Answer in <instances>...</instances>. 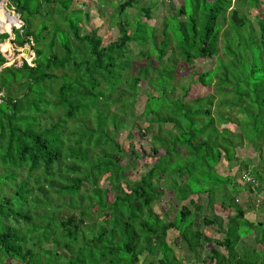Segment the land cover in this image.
<instances>
[{"label":"trees","instance_id":"16d2710c","mask_svg":"<svg viewBox=\"0 0 264 264\" xmlns=\"http://www.w3.org/2000/svg\"><path fill=\"white\" fill-rule=\"evenodd\" d=\"M2 1L0 43L12 28L10 43L35 62L5 66L0 47V264H137L150 243L157 264H181L166 242L170 230L200 261L202 233L183 202L212 199L229 180L217 172L222 157L238 161L244 141L264 164V0H181L160 31L148 23L155 5L97 0L116 17L117 36L106 43L82 0H14L18 16L2 11ZM127 9L139 14L128 21ZM208 60L211 68L197 69ZM183 63L189 82L174 97ZM141 100L143 133L155 134L151 149L127 161L133 146L115 135ZM143 162L145 175L124 187ZM164 190L174 197L172 218L153 210ZM219 204L234 212L201 262L264 264V224L245 220L233 199ZM253 228L256 245L240 246Z\"/></svg>","mask_w":264,"mask_h":264},{"label":"rangeland","instance_id":"374dc122","mask_svg":"<svg viewBox=\"0 0 264 264\" xmlns=\"http://www.w3.org/2000/svg\"><path fill=\"white\" fill-rule=\"evenodd\" d=\"M3 1L1 10L5 11L11 16L17 15L16 8H9L10 4H12L14 0ZM113 1L119 4L125 0ZM82 2L84 4L83 6L80 5L79 8L88 12L90 16V25H94L95 27L99 26V33L101 36H103L104 43L117 36V31L113 25L116 17L114 16V12L110 9V7H107L106 2L103 4L99 3L97 0H82ZM139 4L155 5L151 12L152 19L149 20L148 23L150 25H156L157 30L160 31L161 22L163 18L168 15V13L171 15H177L178 9L181 6V0H139ZM230 13L231 11L228 10L224 15V17H226L228 20ZM138 14L139 13L137 9H127L125 17L128 19V21H132L133 17ZM222 17L219 19V23L221 24L223 23ZM12 25L15 30H20V23L17 24L13 22ZM8 42L9 41L6 40L0 43L1 52L7 60V64L5 66L11 64L19 65L22 61H26L29 64H34V53L29 55L27 51L24 50L25 47L21 48ZM4 46L6 47L4 48ZM144 48L146 49L145 46L143 49ZM129 49L132 54L136 56L138 51L137 46L131 44L129 45ZM213 64V61L208 60L197 64L196 66L197 69L206 71L207 69L211 68ZM174 74L176 88L171 94L174 97H177L189 82L187 78L189 77L190 70L184 63L178 64L174 70ZM139 86V95L146 96L150 91L148 84L146 82H141ZM142 101L143 100L138 101L134 107V110H131L128 112V114H126V117L123 119L124 128L118 131L115 135V139L126 149H128L129 145L133 146V151L128 153L127 161L132 160L135 154L140 153L139 148H143L144 150L148 151L152 147L151 136L155 134V132L153 131L144 135L145 133H143V129L145 128L146 123L144 118L138 116L141 111V105L143 103ZM118 108L119 106L117 105L112 107V110L120 112ZM262 143L263 142H261V144ZM261 144L258 145L259 148H261ZM262 156V153H256L251 148V145L244 141L241 148L237 150L236 157L238 158V161L228 163L222 157V160L218 165L219 168L217 172L221 176H228L229 180L225 185H222L216 189L217 192L215 196L212 197V199H209L207 194H199V196H192L187 201L183 202V205H185L191 212V216L188 218V220L191 221L193 230H198L202 233L200 243L202 248H199L200 254L198 257L200 261H197L196 255L188 250L186 241L179 237L178 232L174 230L168 231L166 242L171 247L175 257L181 261V264H205L201 262L202 259L209 254V250L215 246V243L223 238V233L220 232V230H225L228 217L234 212L231 207H224L219 204L224 199L225 201L233 199L234 203L238 204L244 210L243 218L248 222H262L264 224V164L262 162ZM144 161L146 162V160ZM123 163H125V160ZM242 164L248 165V169L242 167ZM149 167V164L144 162L139 166H135L133 168L131 167L126 175L125 182L122 183L123 186L125 185L124 187H128L126 181H135L145 175ZM246 173L250 174L248 177L252 181H247L245 178H243V175ZM251 173H254L253 177L251 176ZM108 196L110 197V195ZM173 199L174 197L172 196V193L164 190L162 198L153 204V210L158 213L161 211H167L169 218H172L173 213L172 209H170V206L173 205ZM94 217L101 218V214L99 215L97 212L94 214ZM204 219L213 220L214 225L205 224L203 222ZM254 229L255 228L251 229L252 233L250 235L247 234V236H243V238L239 241L240 246L252 248L256 245L254 238L257 235V230ZM215 249H217V251H219L222 255H225V251L221 247L216 246ZM156 260V244L150 243L148 245V252L144 253L140 257L137 264H157ZM11 264L16 263L12 262ZM211 264L215 263L213 262Z\"/></svg>","mask_w":264,"mask_h":264},{"label":"water","instance_id":"95a60500","mask_svg":"<svg viewBox=\"0 0 264 264\" xmlns=\"http://www.w3.org/2000/svg\"><path fill=\"white\" fill-rule=\"evenodd\" d=\"M19 13H20V9L18 10V14ZM11 31H12V28H10L9 32L5 31V32H7L9 34V38L7 39V41H9V39L11 38V35H10ZM0 33H2V30H0ZM8 43H10V41Z\"/></svg>","mask_w":264,"mask_h":264},{"label":"built area","instance_id":"2783aa9c","mask_svg":"<svg viewBox=\"0 0 264 264\" xmlns=\"http://www.w3.org/2000/svg\"><path fill=\"white\" fill-rule=\"evenodd\" d=\"M245 179H246L247 181H252V180L248 177V175H245Z\"/></svg>","mask_w":264,"mask_h":264}]
</instances>
